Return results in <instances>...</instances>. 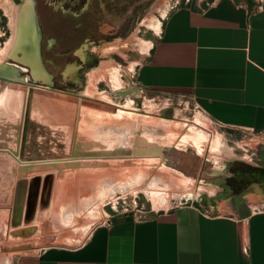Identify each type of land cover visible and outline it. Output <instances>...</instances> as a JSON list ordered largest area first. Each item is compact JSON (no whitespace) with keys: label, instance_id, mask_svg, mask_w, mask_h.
<instances>
[{"label":"rangeland","instance_id":"1","mask_svg":"<svg viewBox=\"0 0 264 264\" xmlns=\"http://www.w3.org/2000/svg\"><path fill=\"white\" fill-rule=\"evenodd\" d=\"M23 1H0V69L18 64L6 54L12 48L16 13ZM192 1L158 0L153 4L155 0H35L44 34L43 62L53 80L51 87L35 82L28 68L22 72V67L16 65L21 69L22 79L12 80L10 113H1L4 115L0 117L1 136L5 140V134L13 137H9L8 161L0 169L3 176L0 177V264H13L25 254L39 253L56 245H80L97 226L110 224L114 215H132L142 221L153 214L165 213L186 201L172 196L183 186L200 195L195 200L187 199L188 202L217 200L221 212L230 208V192L253 208H264V195L256 196L257 202L253 203L255 194H248L255 181L264 188V168L257 166L262 147L257 138L217 126L188 99L149 95L137 90L133 83L138 66L160 31L157 26H161L174 7ZM88 40L92 43L88 53V58H93L91 62L84 61L77 53ZM72 64L80 66L78 84L66 75ZM1 83L5 82L0 80ZM47 90L70 95L78 100L77 105L83 101L84 105L88 104L84 112L92 123L82 134H78L77 126H71L72 120L54 122ZM98 99L109 101L117 109L130 107L136 115L123 112L116 115L114 111L113 116L107 113L100 116L101 109L95 101ZM34 114L39 116L38 123ZM6 121L11 127L4 134ZM59 126L68 128L74 138L58 137ZM29 128L34 130L35 138L33 134L31 138L27 135ZM34 145L37 153H33ZM156 147L162 149V155L151 153ZM212 148L214 152L210 154L208 149ZM134 157L135 161H129ZM228 167L234 173L250 170L251 175L240 180L210 176L216 169L228 172ZM143 172L153 177L143 187L104 199V214L86 209L83 218L76 215L72 219V226L66 225V216L62 222L57 220L58 213L63 212L83 182L89 187L82 189L80 195L86 197L102 191L100 183L105 179L135 184L134 176ZM34 175L54 180V196L52 205L34 213L25 223L23 214L17 220L10 213L11 207L8 211L5 208L12 206L17 181ZM155 176H163V180L153 182ZM77 182L79 185L73 188ZM39 192L38 187V196ZM166 197H170L169 204ZM22 203L16 206L22 208ZM9 256L12 262H5Z\"/></svg>","mask_w":264,"mask_h":264},{"label":"crops","instance_id":"2","mask_svg":"<svg viewBox=\"0 0 264 264\" xmlns=\"http://www.w3.org/2000/svg\"><path fill=\"white\" fill-rule=\"evenodd\" d=\"M134 79L137 90L188 99L217 126L257 138L264 168V0L174 7ZM9 104L7 96L3 113ZM254 184L262 185L248 188L256 203L264 188ZM228 199L225 212L217 200H186L142 221L114 215L80 245L52 246L13 264H264V208L231 192Z\"/></svg>","mask_w":264,"mask_h":264},{"label":"bare ground","instance_id":"3","mask_svg":"<svg viewBox=\"0 0 264 264\" xmlns=\"http://www.w3.org/2000/svg\"><path fill=\"white\" fill-rule=\"evenodd\" d=\"M157 27H158L157 30H159L160 27L159 26H157ZM28 34H30V33H28ZM15 40H16V29H15V38L13 39V42H12V47L15 44ZM25 41H26V43H29V46H28L27 50H29V49L31 50V47H32L31 40H29V41L25 40ZM11 50H12V48H11ZM31 52L32 51H29V53H28L29 55L27 54L28 55L27 61L32 63V64H34V65H36L35 64L37 62L36 58L33 56V54H32L33 52L32 53ZM8 56L13 57L14 55H13V53L10 52V55H8ZM12 66L13 65H8L6 67H2L0 70L4 71V73H5V75L7 77L8 76L11 77V78L12 77L13 78L14 77H18L19 78L18 81H20L21 80V78H20V73H21L20 72V70H21L20 68L21 67L18 68L19 66L17 67L16 65H14L13 67L17 70L15 72L14 70L10 69V67H12ZM33 69H34L33 70V75H34L33 77L36 80L42 78V79H45L47 81V79H46L47 75L37 65ZM48 74L50 76V79H49L50 81L49 82H50V84H52V79H53L52 75H50L49 72H48ZM14 79H16V78H14ZM11 84L12 83L6 84V82L3 83V84L2 83L0 84V109H4V106H3L4 105V100L7 98V96H8L9 99H12L11 98L12 97L11 94H12V90L14 89V85L12 84L13 85L12 86ZM42 92L43 91H41V93ZM46 94L48 96L49 103L50 102L52 103V107L51 106L50 107L52 108L51 110L54 113V118H56V119H54L55 123L58 120L64 121V122H68L69 120H72L69 123L70 124L73 123L71 126H74V127L77 126V128L79 130L78 134H82L84 129L88 128V124L92 123V121L89 120V118L91 119V117L88 116L84 112L85 109L89 108L88 104L84 105V101L81 102V104L77 105V101L78 100L73 98L70 95H66V94L58 95V94L53 93L50 90H47ZM95 101L98 102L96 107L98 106L97 108L101 109L99 111L100 114H101L100 116H105V115H102V114H106V113L108 114V116H113L115 114L114 111L116 112V115L117 114H121L122 112L123 113H128L129 115H136L135 113H133V111L130 109V107H121V108H124V109H117L116 107H111L110 106L111 103L109 101L99 100V99L95 100ZM78 109H82V110L77 111ZM97 116H98V114H97ZM63 118H65V120H63ZM60 121H59V123H60ZM57 129H58L57 130L58 137H60V135H62V136L65 135V136H68L70 139L74 138V134H72L68 130V128L65 129L64 127L59 126ZM30 130L32 131L31 128H29L27 130V135L29 133L30 134V138H31L32 137L31 135L33 134L32 133L33 131L31 132ZM10 140H11V138L5 140L2 136H0V169L2 167L5 168L4 167L5 166L4 163L8 161L7 160L8 159V155L7 154L11 152V150L9 148V145H8V142ZM206 144H204L205 145L204 147H206ZM159 149H161V148L159 147ZM201 150L204 152L205 148H203ZM208 150H209L208 152H210V154H213V152H214L213 148H212V150L211 149H208ZM159 152H161V150H159ZM23 154H25V151L23 152ZM81 173H83V172H81ZM149 174H150L149 172H146V173L143 172L142 174H138V175L134 176V178H135L134 180L136 181L135 184H131V183L122 184V183H119V182L114 183L113 181H114L115 178H112L111 180H109V182H106L107 179H105V180H103L100 183L103 186L102 191H100L98 194H95V195H92V196H90L91 195L90 194V195H88L86 197L80 195V194H82V192H81L82 189L84 190L85 187H89V185H87L86 183L83 182V184H82L83 187L80 190L77 189L78 192H73L70 202L67 205H65L64 208L62 209L63 212H59L58 213L57 220L59 222H62V219L64 218V216H66V222H65L66 225L67 226H72L73 225L72 219L75 218L76 215H78L79 218H83V216H85V214H86V209L90 210L93 213H100L102 215V214H104V211L102 209V202L104 201V199H106L107 197H114L118 192H121V191H129L130 192V191L138 188V186L139 187H143L145 185L146 181H149L151 179L150 177H153V175L149 176ZM1 175H2V173H1V170H0V177L2 179L3 176H1ZM36 176L38 177V179H40V177L38 175H34L30 179H24L23 181L22 180L21 181L20 180L17 181L16 186H15L14 198H13L12 206H8L7 208H5L8 211L10 209V207H11L10 213H13L14 217L17 218V220L20 219L17 216H19V215L22 216V214H23L24 217L22 216V218H23L22 222H25V223L29 222V218H31V216H33L34 213L38 214L42 209L45 210L49 205H52V200H53V196H54V180L52 181L51 178H47L45 180L43 178H41L40 179L41 183H40V180L38 181V180H34L33 179ZM162 180L163 179L161 177H159V176H155L153 178V182H157V181L161 182ZM39 184H40V186H39ZM75 185L78 186L79 182L74 184L73 188H76ZM38 187L40 188L39 196H38V190H37ZM183 187H184L183 189L181 188L179 190H175L173 192L174 194L172 196L176 197L179 200L182 199V198H186V200L190 199V198H192L194 200L199 198L200 195L197 192L192 191V190H187V189H185V186H183ZM31 188H33L32 191H30ZM47 191H49V192H47ZM187 191H190V193H187ZM45 192H47V193H45ZM37 196H38V199H36ZM24 198H25V200H24ZM34 199H35V201H34ZM169 199H170V197H168V198L166 197V199H165L166 204L170 203ZM23 200H24V202L21 204L22 208L20 206L17 207L16 205L19 202H22ZM79 212H82L81 215L79 214ZM34 217H35V215H34ZM32 219L34 220V218H32ZM14 223H17V221L14 220ZM23 225H24V223H23ZM23 225H22V227H23ZM6 227H8V226H6ZM19 228H21V227H19ZM4 230H5V228H4ZM5 262H8V263L12 262L10 256L5 259Z\"/></svg>","mask_w":264,"mask_h":264},{"label":"water","instance_id":"4","mask_svg":"<svg viewBox=\"0 0 264 264\" xmlns=\"http://www.w3.org/2000/svg\"><path fill=\"white\" fill-rule=\"evenodd\" d=\"M157 2L158 0H155L153 4H156ZM25 40H28V41L31 40V43H32L31 50L30 49L27 50L29 43H26ZM29 51H32L33 53L32 52L31 53L36 58L37 62L36 63L34 62V63L47 75L46 76L47 81L42 78L36 80L33 77L34 76L33 68H35L36 65L27 61ZM10 52L13 53L14 56L13 57L8 56V57L14 60L16 63H18V64H13V66L17 65L22 68H26V69L28 68L31 72L32 79L35 82H41L44 85H47L50 87L52 86V84H50L49 82L50 76L44 66L43 57H42V30H41V25L39 22V16H38V12L36 9L35 0H24L20 6V9H18V12L16 14V40ZM13 66L10 67V69L16 72L17 70ZM8 77L5 75L4 71L0 70V80L2 82H6L9 84L12 82V80L18 81L19 79L18 77H14L16 79H14L13 77L12 78L11 77L8 78ZM149 150L150 149H148V151ZM159 150H161L160 155H162V149H159ZM151 153H153V151ZM217 175L223 176L225 178L233 177L232 173L227 172L225 170H220V169L214 170L210 176L215 177ZM251 187H257V188L262 189V187L259 184H254Z\"/></svg>","mask_w":264,"mask_h":264},{"label":"flooded vegetation","instance_id":"5","mask_svg":"<svg viewBox=\"0 0 264 264\" xmlns=\"http://www.w3.org/2000/svg\"><path fill=\"white\" fill-rule=\"evenodd\" d=\"M43 39H44V34H43V31H42V41H43ZM90 40H88L87 41V43L86 44H84V45H82V47L77 51V53H79L78 55H80L81 56V58L84 60V61H89V62H91V61H93V58L90 56V58H88V53L90 52L89 51V47H91V45H92V43L91 42H89ZM52 43H54L55 41L54 40H52L51 41ZM10 51L11 50H9V51H7V54H6V56H8V55H10ZM79 56V57H80ZM87 58V59H86ZM49 63V62H48ZM45 64H47L46 62H45ZM79 67L80 66H78L77 64H72V65H70L69 67H68V69H67V78L68 77H70V79L74 82V83H79L80 81H81V79L79 78V76L77 75V74H79V72H78V69H79ZM47 69V68H46ZM23 71H25V69L24 68H22V72ZM48 71V70H47ZM22 79V78H21ZM53 80V79H52ZM54 80H55V77H54ZM23 81H25V78H23ZM23 83V82H22ZM13 86V85H12ZM2 110H4V109H0V117L2 116V118H3V116L4 115H2L1 114V112H2ZM35 119V122H37L38 121V119H39V116L38 115H35V117H34ZM5 119V118H4ZM7 122V121H6ZM35 127V126H34ZM13 136V135H12ZM147 151V149L145 150V152ZM153 151V153H155V154H157V155H160L161 154V152H159V147H156V149L154 148V150H152ZM136 160V158L134 157L133 159H129V161H135ZM231 167H228V172H230V173H232L233 174V177H231V178H227V180L229 179H231V180H236V175H237V173H234V172H231ZM161 177H163V176H161ZM223 177V176H222ZM34 180H38L39 181V179H38V177L37 178H35ZM183 180H185V177H184V179ZM33 185V184H32ZM32 189L33 188H31V190L30 191H32ZM37 190H38V188H37ZM47 192H49V191H47ZM47 192H45V193H47ZM34 201H35V199H34ZM20 203H22V202H20ZM19 203V204H20ZM19 204H17V205H19Z\"/></svg>","mask_w":264,"mask_h":264},{"label":"trees","instance_id":"6","mask_svg":"<svg viewBox=\"0 0 264 264\" xmlns=\"http://www.w3.org/2000/svg\"><path fill=\"white\" fill-rule=\"evenodd\" d=\"M247 174H250L251 175V171L249 170L248 172L245 171V170H242L240 172H237V175H236V180H240V179H243L244 177H249L247 176ZM253 183H258L257 181L253 182Z\"/></svg>","mask_w":264,"mask_h":264}]
</instances>
